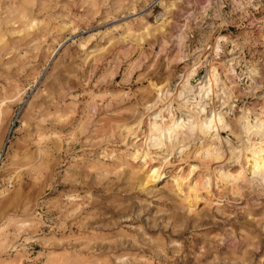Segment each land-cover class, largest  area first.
I'll use <instances>...</instances> for the list:
<instances>
[{"label": "rangeland", "instance_id": "1", "mask_svg": "<svg viewBox=\"0 0 264 264\" xmlns=\"http://www.w3.org/2000/svg\"><path fill=\"white\" fill-rule=\"evenodd\" d=\"M199 58L239 62L234 96L201 105L233 122L264 109V0H0V264H264L263 181L194 194L203 160L218 167L208 137L150 188L144 140L124 144L158 99L151 83L174 92ZM236 137L215 143L227 162Z\"/></svg>", "mask_w": 264, "mask_h": 264}, {"label": "bare ground", "instance_id": "2", "mask_svg": "<svg viewBox=\"0 0 264 264\" xmlns=\"http://www.w3.org/2000/svg\"><path fill=\"white\" fill-rule=\"evenodd\" d=\"M180 39L182 40L183 37L180 36ZM227 40L226 36L218 37L214 51L220 52L222 48L219 43L227 42ZM238 63L232 60L227 66L221 67L219 64L213 63L212 60L205 63L200 58L196 59L193 65L180 76V81L174 92L170 91L167 85L159 86L154 82L151 83V87L157 91L156 103L149 108L146 107L148 109L146 117L137 119L136 126L135 124L125 125L122 128L125 132L124 144L138 148L136 142L143 139L142 149L151 155L152 161H156L155 163L158 164L148 170L144 176L143 184L150 188L158 185L165 176L167 169L165 171L163 169L168 165L169 158L172 159L174 156L172 154H183L192 144L205 142L208 137L209 142L207 143L210 146L208 149H210V155L215 153L217 160L215 165L218 167L217 169L212 168L213 163L208 158L203 160L202 165L208 167L212 173L198 174L195 187L192 190L194 194L203 192L205 189L212 192L215 187L228 188L229 186L232 190L240 192L243 184L249 183L250 185L253 181L259 184L264 182V145L262 144L264 109L254 111L249 108H242L241 115L236 119V122H233L229 119V115L227 116V112L216 105H212L211 108L207 107L210 103L201 105L202 100L205 98L208 100L210 96H212L210 99L220 98L218 94L220 91L226 99H230L234 91L230 90L229 86L235 82H231L229 74L233 76L236 74ZM205 64L206 74L204 77H199L200 68L205 67ZM222 101H224L223 105L228 104L226 100ZM175 104L177 107L174 106ZM251 116H254V123L250 120ZM143 123L146 125V132L144 137L140 138L141 134L136 129ZM224 131H229L233 136H238L236 138L245 135L247 139H243L244 146L241 150L237 149V151L235 146L229 147L232 158H229L228 162L233 159V164L230 165L227 164V158L223 155L222 147L215 145L218 141L222 143ZM112 158L114 157L112 156ZM210 158L213 159L212 156ZM197 173V166L191 163L188 171L181 172L175 179L180 183H185L186 187V184H189ZM19 226L25 228L31 226V223L28 221L20 222Z\"/></svg>", "mask_w": 264, "mask_h": 264}, {"label": "built area", "instance_id": "3", "mask_svg": "<svg viewBox=\"0 0 264 264\" xmlns=\"http://www.w3.org/2000/svg\"><path fill=\"white\" fill-rule=\"evenodd\" d=\"M5 160V151L0 155V165L4 163Z\"/></svg>", "mask_w": 264, "mask_h": 264}]
</instances>
